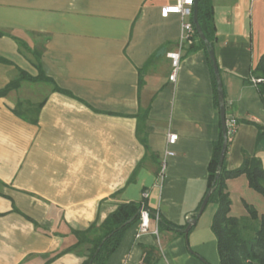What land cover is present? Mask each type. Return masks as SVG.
<instances>
[{"label": "crops", "instance_id": "obj_1", "mask_svg": "<svg viewBox=\"0 0 264 264\" xmlns=\"http://www.w3.org/2000/svg\"><path fill=\"white\" fill-rule=\"evenodd\" d=\"M174 2L0 0V56L8 60L0 62V88L17 77L18 69L32 76L38 72L30 54L20 51V39L30 47L43 44L42 69L63 90L22 81L0 97V264H80L82 257L74 253L48 263L41 254L74 243L70 228L101 222L121 202L145 199L149 208L178 225L197 209L206 192L220 118L212 69L202 48L186 45L176 82L168 79L166 53L176 47L180 18L173 13L162 17L160 7ZM212 2L213 50L225 112L238 122L225 165L236 168L249 155L264 168V135H258V125L264 127V101L248 79L264 53V0ZM29 84L38 90L30 93ZM19 92L29 94L27 104L46 98L36 124L12 112L21 101L16 98ZM144 109L152 154L145 158L135 116ZM167 133L177 135L174 143L167 144ZM167 148L173 154L165 159L157 187ZM140 160L134 180L127 182ZM226 189L230 213L237 194L245 215L243 202L253 205L246 199L251 189L246 176L228 179ZM203 214L185 238L170 230L160 232L171 238L163 249L167 264H202L184 247L188 238L202 257L200 248L206 244L214 242L217 252L212 214L200 225ZM154 226L150 218V229ZM137 232L136 222L105 264H141L142 248H156L159 231Z\"/></svg>", "mask_w": 264, "mask_h": 264}, {"label": "trees", "instance_id": "obj_2", "mask_svg": "<svg viewBox=\"0 0 264 264\" xmlns=\"http://www.w3.org/2000/svg\"><path fill=\"white\" fill-rule=\"evenodd\" d=\"M196 19L205 41L199 37L195 29V25L192 22L194 28L193 38L196 43L190 45V50L202 48L206 53L208 62L212 69L214 104L219 112L217 83L208 54V50L213 48L216 40L212 0H197ZM2 34L3 32L0 31V35ZM16 42L20 51L22 50L30 54L32 57V63L38 72L35 76H32L26 71L18 69L17 77L11 79L6 85L0 88V97L6 96L8 92L18 89L22 81L30 83L41 82L49 85L50 90L52 91H63L54 83L51 77L45 74L42 69L40 59L43 51V44L37 48L28 46L26 42L20 39H16ZM0 62L7 63L8 60L0 56ZM251 72L253 75L264 78V53L260 55ZM259 92L264 101L263 90ZM45 99L46 98L44 97L35 105L29 103L25 109H21L22 102L18 101L12 108V112L18 117L32 124H36L39 110ZM135 116L136 136L138 141L144 147L145 158V156L147 157L148 155H152L147 144L145 131L147 109L139 110ZM258 129L259 137L263 136L264 127L258 125ZM223 139L221 124L219 123L218 136L212 143V154L207 165L208 176L206 188V192L210 188H213L209 195L207 204L209 202H213L216 205V209L212 214L210 228L216 237L219 259L218 264H264V213H259L253 205L243 202L246 210L245 215L237 217L230 214L231 199L226 189V181L228 179L235 178L243 174L247 178L248 186L264 197V168L256 156L244 155L240 166L228 169L225 165L226 150L223 161H219ZM229 139L230 137L227 136V144ZM142 160L136 164L127 179V182L134 180ZM217 172L218 177H216ZM141 207H145L149 211L150 218L156 219L158 231L160 229H165L177 234H184L183 228L186 226V222L182 225H178L164 219L161 215L157 214L154 209L147 206L145 199H142L141 201L121 202L118 203L117 206L101 222H98V220L95 219L85 228H70V233L73 234L76 239L75 242L62 247L56 252L41 254L44 258V263H48L54 258L65 253H74L82 257L80 264H105L112 252H114L118 247L124 232L131 225L137 222ZM13 209L14 211L19 212L15 207ZM25 217L32 221L34 226L38 227L36 221L26 215ZM193 226L194 225H192V227ZM142 253L141 264H163L160 261L159 253L155 247H143Z\"/></svg>", "mask_w": 264, "mask_h": 264}, {"label": "built area", "instance_id": "obj_3", "mask_svg": "<svg viewBox=\"0 0 264 264\" xmlns=\"http://www.w3.org/2000/svg\"><path fill=\"white\" fill-rule=\"evenodd\" d=\"M192 6L193 0H175L174 3L163 5L160 7V15L162 17H166L168 14H176L180 18V33L176 43V47L172 50H169L166 53V56L170 61V71L168 74V79L172 83H175L177 80V75L181 65V51L186 45H191L194 42L193 33L194 28L191 21L192 16ZM249 81L258 88L259 91L263 90L264 95V78L260 76L253 75L252 73L249 75ZM225 131L228 137L234 135L237 130L238 122L236 118L231 113L225 112L224 119ZM177 135L175 133H167L166 142L167 144L174 143ZM173 152L168 148L164 151V157L161 160L160 172L157 178L156 186L160 187L162 178L164 175L165 168V159L167 156L172 155ZM142 196L146 198L148 196V192L144 191ZM155 226L153 229H150V216L149 211L145 207H141L139 211V217L137 220L138 223V232L137 235L141 233H145L150 231L153 234H157V226L156 219Z\"/></svg>", "mask_w": 264, "mask_h": 264}, {"label": "rangeland", "instance_id": "obj_4", "mask_svg": "<svg viewBox=\"0 0 264 264\" xmlns=\"http://www.w3.org/2000/svg\"><path fill=\"white\" fill-rule=\"evenodd\" d=\"M40 40L42 41V39L40 38ZM37 48H39V46H36ZM29 87H30V93L34 92V91H37V87L34 86V84H29ZM18 97H16L18 100L20 99L22 101V107L21 109H25L26 106L28 105L27 103L29 101H31V98L30 96H28L29 94H26V93H18ZM26 95V98H25V95ZM20 96V97H19ZM20 108V107H19ZM246 188L243 189V191H245ZM249 192H247L246 194V199L250 202L253 203V206L259 211V212H263L264 213V203H262L261 199H262V195L259 194L258 192H255L254 190H248ZM252 195V196H251ZM237 194L233 195V204H232V212L230 214L234 215V216H237V217H242L244 214L243 212V207L241 204H239V202L237 201ZM216 209V205L215 203L213 202H209L206 207L204 208V211H203V217H202V220H200V225L203 221V219L207 216H210L211 214H213V212L215 211ZM163 229H160L159 230V234L156 238V249L159 253V256H160V259L161 261L164 263V264H167L165 259H164V251L163 249L168 246V243L171 242V238L170 237H164V236H161V231ZM174 233V232H173ZM183 235V237L185 238L184 234H181ZM185 241V240H184ZM184 247L197 259L199 260L202 264H218V254L216 252V248H215V244L214 242L211 243V245H205L204 247L200 248V250L204 253V256L205 257H202L200 255H198L195 251H193V247L194 248H197V246H192V244H190L189 242V238L187 239V243L185 242L184 243Z\"/></svg>", "mask_w": 264, "mask_h": 264}, {"label": "water", "instance_id": "obj_5", "mask_svg": "<svg viewBox=\"0 0 264 264\" xmlns=\"http://www.w3.org/2000/svg\"><path fill=\"white\" fill-rule=\"evenodd\" d=\"M196 5H197V0H193V6H192V22L195 25V29L199 35V37L201 39H203L205 41V38L200 30V27L197 23V19H196ZM208 54L212 63V68H213V73L215 75V79H216V83H217V96H218V101H219V118H220V124H221V130H222V135H223V144H222V148L220 151V155H219V161L222 162L223 158H224V154H225V150H226V146H227V135H226V131H225V125H224V119H225V107H224V101H223V92H222V85H221V81H220V76H219V71H218V66L216 64V60H215V56H214V50L213 48H210L208 50ZM216 177H218V172L216 173ZM213 188H210L206 194L203 196L198 209L192 214L189 215L186 219V226L183 228V232L184 235L186 236L189 229L192 227V225L195 224L196 219L200 216V214L203 212L209 195L212 192Z\"/></svg>", "mask_w": 264, "mask_h": 264}]
</instances>
